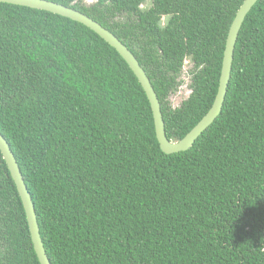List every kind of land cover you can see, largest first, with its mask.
<instances>
[{
  "label": "trees",
  "instance_id": "16d2710c",
  "mask_svg": "<svg viewBox=\"0 0 264 264\" xmlns=\"http://www.w3.org/2000/svg\"><path fill=\"white\" fill-rule=\"evenodd\" d=\"M53 1L131 49L169 139L210 110L244 0ZM186 64L192 91L173 107ZM0 131L52 264H264V0L239 32L221 113L190 149L170 154L114 47L68 17L0 2ZM0 264H41L1 150Z\"/></svg>",
  "mask_w": 264,
  "mask_h": 264
},
{
  "label": "water",
  "instance_id": "95a60500",
  "mask_svg": "<svg viewBox=\"0 0 264 264\" xmlns=\"http://www.w3.org/2000/svg\"><path fill=\"white\" fill-rule=\"evenodd\" d=\"M257 1L258 0H244L230 25L228 36L226 39L218 92L216 94L212 107L206 113V115L198 122V124L195 125V127L185 135V137L180 140H171L169 139L166 133V124L162 113L161 102L147 72L140 64L136 55L125 43H123V41H121V39H119L115 35L114 32H112L107 27L103 26L99 21L90 17L86 13L71 6L55 2L53 0H0V2L43 9L78 21L91 28L112 47H114L119 52V54L126 60V62L137 76L139 82L141 83L143 89L147 94L153 111L157 139L160 143L162 151L167 154L186 151L190 149L195 143L196 139L215 121V119L221 113L225 102L229 81L231 79L235 47L238 40L239 32L242 28L247 14L256 4ZM0 150L2 152L3 158L5 159L8 165L11 176L16 184L17 190L24 205L32 243L35 252L39 258V261L41 264H52L47 255L44 242L41 236L35 204L32 200L31 193L25 182L17 158L13 150L11 149L8 140L4 137L1 131Z\"/></svg>",
  "mask_w": 264,
  "mask_h": 264
},
{
  "label": "rangeland",
  "instance_id": "374dc122",
  "mask_svg": "<svg viewBox=\"0 0 264 264\" xmlns=\"http://www.w3.org/2000/svg\"><path fill=\"white\" fill-rule=\"evenodd\" d=\"M83 1L89 5V4L96 2L97 0H83ZM191 66H192L191 64H186L182 72V75H181V79L183 82L181 86L179 87V89L175 93H173L170 97V102L173 107L180 106L182 102L188 98V96L190 95L192 91L190 87L191 77L189 74V69L191 68Z\"/></svg>",
  "mask_w": 264,
  "mask_h": 264
}]
</instances>
